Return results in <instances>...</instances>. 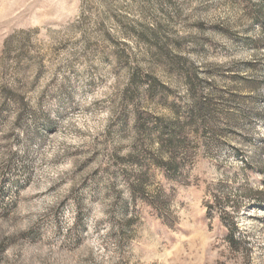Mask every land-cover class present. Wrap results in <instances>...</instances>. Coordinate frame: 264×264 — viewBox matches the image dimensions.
Segmentation results:
<instances>
[{
    "label": "rangeland",
    "instance_id": "1",
    "mask_svg": "<svg viewBox=\"0 0 264 264\" xmlns=\"http://www.w3.org/2000/svg\"><path fill=\"white\" fill-rule=\"evenodd\" d=\"M0 264H264V0H0Z\"/></svg>",
    "mask_w": 264,
    "mask_h": 264
}]
</instances>
